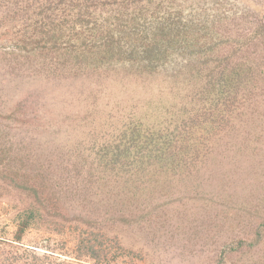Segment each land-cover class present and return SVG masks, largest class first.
Instances as JSON below:
<instances>
[{"label":"rangeland","instance_id":"rangeland-1","mask_svg":"<svg viewBox=\"0 0 264 264\" xmlns=\"http://www.w3.org/2000/svg\"><path fill=\"white\" fill-rule=\"evenodd\" d=\"M153 3L171 14L181 7L183 21L199 23L215 43L226 34L233 40L235 36L239 52L231 58L244 62L242 75H251L257 88L236 100L228 96L219 113L211 99L200 102L201 95L189 96L192 84L185 82L182 90H170L166 72L136 80L134 74L120 70L103 77L92 96L83 76L76 81L54 78L55 59L42 68L30 58L21 61L13 50V42L20 37L14 34L16 25V29L13 22L0 27V132H7L11 162L16 151L14 156L22 163L14 185L24 186L22 181L33 165L38 168L34 172L43 176L44 172H61L62 165L91 152L95 156L113 141H130L136 121L138 128L154 135L166 129L163 134L167 136L174 130L170 120L179 116L182 107L186 108L181 111L184 122L190 123L189 116L196 119V128L187 131L196 130L201 138L198 151L175 175L156 174L164 170L149 165L146 172L150 174L128 165L112 171L134 172V185L124 186L125 176L105 173L87 186L86 177L81 176L84 172L77 176L71 168L72 175L64 174V185L57 193L60 199L51 188L44 191L59 199L56 211L63 216L64 208L70 221L57 217L49 229L46 225L29 228L20 240L11 207L21 205L25 197L18 195L10 180L0 181V264H264V29L259 26L257 34L254 19L264 20V0ZM9 12L0 8V20ZM241 18L247 21L243 28ZM223 46L218 43L216 47L219 55L227 53L229 46ZM172 97L175 103L168 106ZM251 112L258 116L248 120ZM203 122L220 129L210 135ZM129 150L134 153V143ZM7 168L12 178V167L8 164ZM74 190L89 195L90 208L78 205V196H70ZM246 200L248 208L242 205ZM254 211L259 215L249 216ZM77 219L95 226H82L74 222ZM76 238L95 240L110 255H101L94 263L76 249Z\"/></svg>","mask_w":264,"mask_h":264},{"label":"trees","instance_id":"trees-1","mask_svg":"<svg viewBox=\"0 0 264 264\" xmlns=\"http://www.w3.org/2000/svg\"><path fill=\"white\" fill-rule=\"evenodd\" d=\"M153 2L154 0H26L23 3L22 0H0V8L4 6L10 11L0 20V27L4 29L11 22L13 28L16 25L14 34L20 37L13 42V50L21 61L30 58L31 61H37L33 64L42 68L46 62H53L55 59L51 68L54 78L76 81L83 76L82 82L89 85L91 90L88 91L92 96L103 77L120 70L134 74L136 80L149 79L151 76L166 72L170 74L168 83L170 90H182L181 84L185 82L188 85L192 84L189 96L193 98L201 95L200 102L211 99L219 113V107L226 105L228 96L236 100L256 87L255 82L250 80L251 75H242L244 62L231 58L239 52L235 36L234 40L228 38V34L221 38L218 43L229 48L226 54L219 55V50L216 49L218 43L214 42L210 32L202 30L200 24H195L192 20L183 21L181 7H177L171 14L161 11V4ZM154 7H157L158 11L154 10ZM254 19L258 24L259 34V26L264 29V20L257 21L255 17ZM239 21L242 28L247 24L243 18ZM12 27L9 26L10 29ZM262 32L264 34V30ZM195 53L197 57L194 56ZM211 59H216L218 63L212 65ZM261 75H264V72ZM200 77L204 79H198ZM259 77L261 79V76ZM171 81L173 85L170 86ZM196 83L200 85V89L196 88ZM162 91L164 88L160 92ZM173 99V97L170 99L168 106L175 103L172 102ZM181 111L185 112L186 108L182 107L177 112L179 116L170 120L174 130L167 136L163 134L166 129H158L154 135L151 131L138 128L136 121L134 136L130 141H113L112 146L108 144L109 147L99 149L95 156L91 152L73 163L62 165L61 172H44L43 176L34 172L38 168L33 165L30 172L25 174L22 181L24 186L14 185L16 183L14 181H19L20 178L21 158L14 156L17 154L15 151L11 162L12 149L7 147V132L2 130L0 181L10 180L18 195L25 197L21 205L10 204L12 206L10 217L17 228L18 240L29 228L42 229L46 225V229H49L51 225H55L57 217H61L64 222L70 221L69 214L64 208L63 216L58 214L55 202L60 199L57 193L61 185H64V174L69 177L72 175L71 168L76 171L77 176L78 172H84L81 176L86 177L83 181L87 186L95 184L94 180L102 179L98 175L105 173L106 176L110 174L116 177L125 176L124 186L130 182L134 185V172L129 174L112 172L127 165L138 170L137 172H146L149 165L164 170L156 174L171 176L178 173L190 160L192 153L198 151L197 145L200 143L196 130L195 133L187 131L196 128V119L189 116L190 123L184 122L185 119L183 120L181 115L184 113ZM257 116L251 112L247 119ZM206 122L203 123L210 135H214L213 131L220 129L218 125L210 128L211 123ZM132 143L134 153L129 150ZM126 144L129 146H125ZM8 164L12 167V178L8 176ZM150 173L153 172H146ZM48 188H51V193L56 194L59 199L51 198V193H44ZM65 195H68L67 191ZM70 196L72 198L78 196V205L90 208L87 193L74 190L70 192ZM118 203L122 205L123 202ZM242 203L248 208V200ZM257 213L259 215V212L254 211L249 216H256ZM74 222L82 226H95L94 223L83 224L78 219ZM74 243L79 253L94 263L98 262L101 255L105 257L110 255V251L101 249L95 240L92 242L89 238H76Z\"/></svg>","mask_w":264,"mask_h":264}]
</instances>
